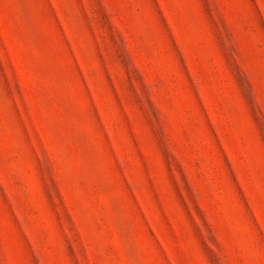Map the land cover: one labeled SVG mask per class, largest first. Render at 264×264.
<instances>
[{
  "label": "rangeland",
  "instance_id": "1",
  "mask_svg": "<svg viewBox=\"0 0 264 264\" xmlns=\"http://www.w3.org/2000/svg\"><path fill=\"white\" fill-rule=\"evenodd\" d=\"M0 264H264V0H0Z\"/></svg>",
  "mask_w": 264,
  "mask_h": 264
}]
</instances>
